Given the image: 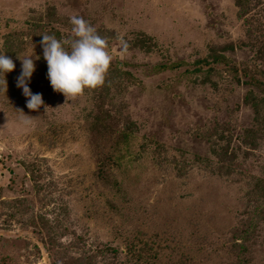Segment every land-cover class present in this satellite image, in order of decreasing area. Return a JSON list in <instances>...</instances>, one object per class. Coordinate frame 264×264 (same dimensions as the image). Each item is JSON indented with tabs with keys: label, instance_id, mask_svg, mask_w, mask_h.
Segmentation results:
<instances>
[{
	"label": "rangeland",
	"instance_id": "1",
	"mask_svg": "<svg viewBox=\"0 0 264 264\" xmlns=\"http://www.w3.org/2000/svg\"><path fill=\"white\" fill-rule=\"evenodd\" d=\"M73 15L112 59L110 82L66 98L50 86L31 24L72 35ZM139 41L154 51L132 50ZM9 42L33 58L38 110L16 86ZM0 53L15 65L7 88L0 75V264H108L106 246L123 264H264V224L247 196L264 188L253 107L264 109V0H0ZM170 64L180 67L155 69ZM115 126L133 135L115 152L113 180L99 182L93 143L111 145ZM252 129L256 149L231 175H213V157L209 169L194 163L213 156L217 137L237 145Z\"/></svg>",
	"mask_w": 264,
	"mask_h": 264
},
{
	"label": "clouds",
	"instance_id": "2",
	"mask_svg": "<svg viewBox=\"0 0 264 264\" xmlns=\"http://www.w3.org/2000/svg\"><path fill=\"white\" fill-rule=\"evenodd\" d=\"M72 25L70 39L58 40L53 35H42L40 41L43 59L47 64V79L53 91L67 97L80 95L85 88L93 89L104 83L105 75L112 57L106 49V41L97 34L93 26L78 15L70 17ZM21 61V71L16 78V86L22 90L29 110H38L43 105L41 94H33L28 82L35 71L32 56ZM15 65L5 53H0V75L7 88L5 74L11 72ZM27 116V115H25ZM24 120V123H29Z\"/></svg>",
	"mask_w": 264,
	"mask_h": 264
},
{
	"label": "trees",
	"instance_id": "3",
	"mask_svg": "<svg viewBox=\"0 0 264 264\" xmlns=\"http://www.w3.org/2000/svg\"><path fill=\"white\" fill-rule=\"evenodd\" d=\"M241 2L239 1L238 4H240ZM241 5V4H240ZM32 26V32L31 34L33 35L35 42L34 44L37 46V48H39L40 50H42L41 47V39H42V35H53L55 36L58 40L64 39H70L72 37V35L70 34V31L68 29L67 34L68 35H63L61 34L62 32L54 29V27L49 28V27H44L38 23H33L31 24ZM71 29V28H70ZM23 48V46L20 44H18L17 46H13L10 45V42L7 43L6 45V49H8V52L11 54L12 57H16L18 56V53H16L15 51L18 49ZM141 50L144 51L145 53H152L154 51V48L147 46L146 44L142 43V41H139V46H134V48L132 50ZM222 49V48H221ZM220 49V50H221ZM218 50H215L214 48L211 50L210 52V58L215 59L214 62L216 64H225L227 65L229 63V59L221 56H218V53H216ZM20 53V52H19ZM14 55V56H13ZM17 58V57H16ZM217 58H219L217 60ZM202 62H204L205 60H201ZM196 65L198 66V68L194 69V73L199 74L201 72V70L199 69V66L201 65V62H196ZM179 64H170L167 66L164 65H157L155 67L157 72H162L167 70H175L177 68H179ZM109 69V68H108ZM34 74L36 73L35 71L33 72ZM107 73L109 74L110 71ZM105 76L104 79V83L105 84L107 81L110 82V77ZM121 74L125 75L126 72H120L118 74L119 77H121ZM121 80V79H120ZM30 81L32 82V79H30ZM249 82H247L248 84ZM256 87L258 89H264V86L258 83H255ZM102 86V85H101ZM253 101V99L251 100ZM255 102H253V107L255 105L256 111H257V121L258 124L260 125L259 130H263L262 136L264 134V109H258L259 107V103L258 100H254ZM101 118V117H100ZM99 118H96L94 122H96ZM93 122V123H94ZM133 127V126H132ZM262 127V128H261ZM119 126H115V130L111 131V138L113 141L108 143L107 141V145H104V142H97V144L93 143V154L96 157V165H97V169L95 172V176L97 181L99 182H107L110 183V180H113V176H112V167L113 166H119V162H120V157H118V155L115 156V152L119 151L121 149V145L122 144H127L129 139L132 137L133 135V129L130 128V126L126 129L123 130H118ZM255 130L252 129L250 131H248V134L245 133V135L243 136V138H241L242 140L239 141L237 145L233 143V139L230 137L228 138H224V137H220V138H216V141L213 144V156L211 155L210 157H208V161H206L204 159V162L202 163L201 160H197L194 163L197 164V166H201V165H206L208 166V169L211 167V160L210 158H216L217 159V166L213 169V171H211L213 173V175H217V176H222L223 171L225 172V174L223 176L226 175H231L233 172H231L232 170V163H234L236 161V159L239 158L241 153H244V156L246 158H251L252 154L250 151L255 150L256 147L253 144V141H255L253 139V137L257 136V134H255L254 132ZM223 136V134H222ZM245 148H247L245 150ZM113 151V152H112ZM120 153V152H119ZM118 157V158H117ZM118 187V185H116ZM255 187H259L258 183L255 185ZM256 192V193H255ZM249 198H248V204H249V208H250V212L255 213V212H259L257 213L258 218L256 219L257 222H262V224H264V201L259 203V199L264 197V188L260 187L253 190H249L248 192ZM252 195V198L250 197ZM253 219L250 218V221H253ZM240 246V245H237ZM107 249H109L108 251H111V253H113L111 255V257L109 259H107L106 262H108V264H112L111 262H115L117 264L122 263V257L121 256V252L120 250L118 251V249H115L114 247H108L106 246ZM245 252V251H244ZM109 253V252H107ZM244 255V253H243ZM88 258V257H87ZM144 259H138V262H140V264H143ZM69 263H64V264H83L82 260L80 259H73V261H68ZM93 260H86V263H92ZM123 264V263H122Z\"/></svg>",
	"mask_w": 264,
	"mask_h": 264
}]
</instances>
